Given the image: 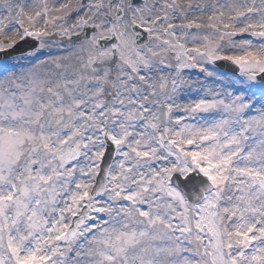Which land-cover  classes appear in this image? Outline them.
<instances>
[{"label":"snow or ice","instance_id":"obj_1","mask_svg":"<svg viewBox=\"0 0 264 264\" xmlns=\"http://www.w3.org/2000/svg\"><path fill=\"white\" fill-rule=\"evenodd\" d=\"M0 264H264V0H0Z\"/></svg>","mask_w":264,"mask_h":264}]
</instances>
